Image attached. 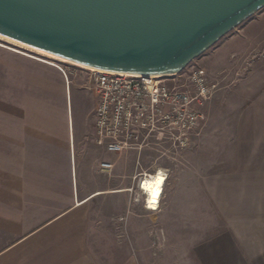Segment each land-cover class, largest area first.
I'll list each match as a JSON object with an SVG mask.
<instances>
[{"label": "crops", "instance_id": "obj_1", "mask_svg": "<svg viewBox=\"0 0 264 264\" xmlns=\"http://www.w3.org/2000/svg\"><path fill=\"white\" fill-rule=\"evenodd\" d=\"M250 17L231 49L235 66L237 49L258 69L238 79L244 84L232 90L235 104L208 106L185 167L171 170L156 209L142 205L154 218L153 231L137 217L129 233L134 218L127 217L131 247L114 264H264V62L251 53L264 49V34L250 38L264 10ZM62 78L59 103L24 106L19 119L0 112V264H99L96 208L103 203L110 210L128 192L115 183L128 152L98 146L93 117L75 122ZM223 112L233 119L211 120ZM103 161L113 164L110 173L100 168Z\"/></svg>", "mask_w": 264, "mask_h": 264}, {"label": "water", "instance_id": "obj_2", "mask_svg": "<svg viewBox=\"0 0 264 264\" xmlns=\"http://www.w3.org/2000/svg\"><path fill=\"white\" fill-rule=\"evenodd\" d=\"M264 0H0V34L98 70L175 75Z\"/></svg>", "mask_w": 264, "mask_h": 264}, {"label": "rangeland", "instance_id": "obj_3", "mask_svg": "<svg viewBox=\"0 0 264 264\" xmlns=\"http://www.w3.org/2000/svg\"><path fill=\"white\" fill-rule=\"evenodd\" d=\"M259 10L263 11L264 7ZM259 10L251 15L250 18H257ZM261 21V23H256L255 28L251 30V40L259 41L260 37L264 34V18ZM240 24L192 60L176 75V78L185 84V76L191 68H203L207 72L209 85L214 86L210 98L200 107L203 119L200 121L198 127L189 135V142L181 145L177 141H169L167 136L162 134L161 137L151 138L150 142L143 145L140 151L131 149L125 151L128 152V159L121 169L122 176L118 177V181L116 180L115 183L127 185L128 192L123 194L125 196L123 199H114L110 204V210L108 208L106 209L103 203H99L96 208V217L94 220L97 223L93 226L92 230L97 237L94 244H96V249L100 253V256L97 257L99 264L117 263L121 259V253L126 248L131 247V242L128 240L125 227V219L127 217L130 219L134 218V224L129 225V233L136 232L135 220L137 217L145 219L146 232L151 233L153 231L154 218L152 215H147L146 211H143L142 205L146 206V203L143 193L140 192V181L146 179L148 177L147 175L154 174L159 169H164L167 173L166 185L172 169L184 168L187 164L186 155L194 147V140L199 137L201 125L206 119L205 116L208 106L218 105V107H225L235 104L236 96L233 97L232 90L234 92L236 90L240 91L244 84V82L239 83L238 79L254 74L255 72L253 73V70L258 69V63L257 65H252V61H249L250 63L246 64L247 58L240 56L237 49L235 66L233 61L235 54H232L233 49H231L234 45L232 38L238 32V26ZM236 40L237 47L238 42L243 41V38L238 37ZM251 53L254 54L253 60L255 62L256 59L264 62V49H256V51L254 50ZM220 58H223L221 59V63L217 61ZM225 59H228V61H225ZM59 68L64 70L68 77L69 84L67 85V90L69 93V106L72 109L75 122H80L81 120L86 122L91 121L93 117L92 111L95 108L97 98L87 88L90 70L66 61L42 56L1 38L0 112L4 111L7 115L10 112L11 117L16 116L19 119L23 114L24 106H39L46 104L47 101L50 103H59V99L61 98L58 97L57 91L64 87L62 73ZM236 84L238 86L234 89ZM256 87H252L250 91L256 90ZM33 115L35 117L40 116L38 113H33ZM230 116L228 113L223 112L216 114L215 118L211 120L214 123H222L223 121H231L233 115ZM141 173H146L147 175L142 176ZM137 194L140 196L139 202H136ZM105 215L107 217L108 215H112V219L114 220L106 221L104 218ZM118 216L120 217L119 224L115 223ZM110 234H113V238H117V240H110L108 237ZM121 234L124 235V241L122 242L120 240ZM109 249L112 250L111 253L113 255L106 252L110 251Z\"/></svg>", "mask_w": 264, "mask_h": 264}, {"label": "built area", "instance_id": "obj_4", "mask_svg": "<svg viewBox=\"0 0 264 264\" xmlns=\"http://www.w3.org/2000/svg\"><path fill=\"white\" fill-rule=\"evenodd\" d=\"M59 70L68 83L66 72ZM176 75L90 70L87 88L97 98L92 122L95 143L118 155L130 149L140 151L162 134L169 141L187 144L203 119L200 107L214 86L209 85L203 68H191L185 84ZM100 168L110 173L113 164L103 161Z\"/></svg>", "mask_w": 264, "mask_h": 264}, {"label": "clouds", "instance_id": "obj_5", "mask_svg": "<svg viewBox=\"0 0 264 264\" xmlns=\"http://www.w3.org/2000/svg\"><path fill=\"white\" fill-rule=\"evenodd\" d=\"M167 178V173L164 169H159L153 174L151 181L142 182L140 192L148 207L155 208L160 192L162 191L164 181ZM140 196L136 195V202H139Z\"/></svg>", "mask_w": 264, "mask_h": 264}, {"label": "bare ground", "instance_id": "obj_6", "mask_svg": "<svg viewBox=\"0 0 264 264\" xmlns=\"http://www.w3.org/2000/svg\"><path fill=\"white\" fill-rule=\"evenodd\" d=\"M0 38L3 39V40H5V41H7V42H9V43L15 44V45H17V46H20V47H22V48H25V49H27V50H30V51L35 52V53H37V54H40V55H42V56H46V57H48V58H52V59H56V60H60V61H66V62H69V63L75 64V65H77V66L83 67V68H85V69H87V70H91V71H101V70H98V69H95V68H91V67H88V66H84V65H81V64L75 63V62L70 61V60H67V59H65V58H63V57H60V56H57V55L51 54V53H49V52H46V51H43V50H40V49H37V48L31 47V46H28V45L23 44V43H21V42L15 41V40H13V39H11V38L5 37V36H3V35H1V34H0ZM152 178H153V174H151L149 177H146V179H144V182H145V181H151ZM164 184H165V181H164ZM164 184H163V186H164ZM162 191H163V188H162ZM162 191L160 192V194H159V196H158V199H157V202H156V207H155V208H150V207H148L147 204H146L147 208H150V209H156V208L159 206V202H160V198H161V195H162Z\"/></svg>", "mask_w": 264, "mask_h": 264}]
</instances>
